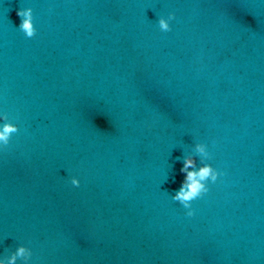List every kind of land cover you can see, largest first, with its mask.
<instances>
[{
	"label": "water",
	"instance_id": "95a60500",
	"mask_svg": "<svg viewBox=\"0 0 264 264\" xmlns=\"http://www.w3.org/2000/svg\"><path fill=\"white\" fill-rule=\"evenodd\" d=\"M3 113L0 259L264 264V0H0ZM196 143L224 175L189 218Z\"/></svg>",
	"mask_w": 264,
	"mask_h": 264
},
{
	"label": "clouds",
	"instance_id": "9594fccd",
	"mask_svg": "<svg viewBox=\"0 0 264 264\" xmlns=\"http://www.w3.org/2000/svg\"><path fill=\"white\" fill-rule=\"evenodd\" d=\"M17 15L21 18L19 30L25 34L26 38H33L37 31L33 22V10L30 7L19 9ZM175 19L174 12L169 13L167 18L160 17L158 19L159 29L162 32L171 31L170 22ZM0 119L5 121L0 125V152H7L11 145L12 137L19 132V128L16 124L9 121L7 113L0 115ZM194 151L200 159V165H197L196 158L190 155L183 156V166L180 172L184 174V179L178 190L171 194L169 193L173 201L178 202L186 209L185 215L189 218L195 215L192 202L204 197L210 190L209 184H215L218 178L224 175L223 172L214 168L211 164L204 162L212 158L206 144L196 143ZM70 182L74 187H79L80 181L78 178L72 177ZM32 256L31 248L20 245L9 256L0 259V264H17L18 260H21L23 264H30Z\"/></svg>",
	"mask_w": 264,
	"mask_h": 264
}]
</instances>
